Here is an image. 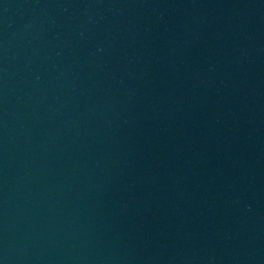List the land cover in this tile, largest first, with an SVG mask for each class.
Instances as JSON below:
<instances>
[{"label": "water", "instance_id": "1", "mask_svg": "<svg viewBox=\"0 0 264 264\" xmlns=\"http://www.w3.org/2000/svg\"><path fill=\"white\" fill-rule=\"evenodd\" d=\"M0 264H264V0H0Z\"/></svg>", "mask_w": 264, "mask_h": 264}]
</instances>
